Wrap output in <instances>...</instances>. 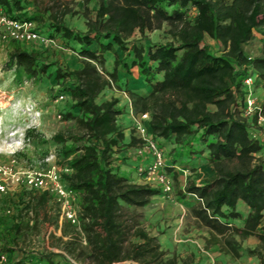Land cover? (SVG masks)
Listing matches in <instances>:
<instances>
[{
  "label": "trees",
  "instance_id": "1",
  "mask_svg": "<svg viewBox=\"0 0 264 264\" xmlns=\"http://www.w3.org/2000/svg\"><path fill=\"white\" fill-rule=\"evenodd\" d=\"M0 7L10 17L33 21L55 44L56 38L64 41L80 59L81 66L73 69L50 62L48 47L6 43L9 68L36 81L52 75L60 86L56 97L62 93L69 99L59 115L71 127L51 140L58 145L56 162L71 168L61 180L77 195L79 228L86 239L83 244L80 231L64 222L57 238L60 252L22 247L41 222L57 225L59 216L51 193L30 188L25 200L4 197L0 203V253L7 255L6 264L176 263L174 256L164 258L159 240L135 213L162 195L161 189L121 175L115 164L121 151L130 149L138 157L134 150L142 140L132 120L125 140L118 122L122 109L116 97H104L107 89L124 92L133 114L148 112L146 125L154 139L172 138L186 156L206 152L214 179L202 185L188 180L179 189V195L195 193L200 199L190 209L207 232L205 248L216 246L236 259L240 241L254 235L258 243L246 252L264 264V160L257 156L264 148L252 136L261 128L255 115L241 116L247 69L256 74L254 85L259 81L264 87V0H99L93 16L83 12L84 30L65 23V15L74 12L61 0H0ZM163 26L165 41L147 35ZM136 31L139 36L132 38ZM255 33L260 47L249 55L244 46ZM206 37L217 51L204 44ZM133 68L149 87L147 93L128 88L125 74ZM24 136L34 134L27 129ZM173 166L166 161L165 170L177 184ZM238 201L248 212L235 226L229 220L242 217Z\"/></svg>",
  "mask_w": 264,
  "mask_h": 264
},
{
  "label": "rangeland",
  "instance_id": "2",
  "mask_svg": "<svg viewBox=\"0 0 264 264\" xmlns=\"http://www.w3.org/2000/svg\"><path fill=\"white\" fill-rule=\"evenodd\" d=\"M61 2L74 12L65 15V23L74 30H84L86 16L83 15V12H86L88 16H93L99 0H87L86 4L85 0H61ZM85 6H87L86 11H84ZM166 30L167 26H163L160 30L147 32V35L154 40L165 41L169 38ZM42 33L45 32L42 31ZM138 36L139 32L136 31L132 38ZM56 39L57 44L47 48L48 60L50 62L56 61L73 69L79 68L81 63L76 49L66 47L64 41L59 38ZM210 41L211 39L206 37L204 44L212 51H217V45L212 41V43H208ZM255 49L256 42L253 41L249 43L246 51L252 55ZM8 51L9 48L6 44L0 43V164L14 159L17 167H38L42 164V159L49 153H53L55 160H57L58 145L51 140V136L57 131H65L71 127L70 121L58 116L61 110L68 107L69 99L65 97L63 100L56 101V94L60 90V86L52 75H45L41 80L36 81L26 77L14 66L9 68ZM108 59L110 63L111 57ZM52 69L53 67H50L48 70ZM134 74L137 75L136 72ZM133 78L131 77V82ZM141 90L144 93L148 92L145 89ZM131 126L132 123L129 128ZM27 129L32 130L34 134L30 139H26L24 136ZM168 140L172 142V140ZM155 141L159 145L163 144L161 149L167 163L174 159L180 169H183L179 170V174L181 175V182L186 183L192 160H188L185 151L175 143V146L172 147V144L169 141L165 142L163 138L157 137ZM201 146L202 143H198L197 148ZM131 155L133 156L126 158L125 164H122L118 169L121 175L134 179L137 174L135 166L141 163V160L140 158L136 159L133 153ZM179 184L173 180L172 198L158 195L146 206L135 209V213L139 215L137 217L139 222L151 235L157 237L161 248L165 250L164 258L174 256L175 264H183L189 259L197 260L199 258V261L205 258L198 248V243L202 245V248H205V235L201 233L204 228L197 226L190 209L195 204V199L187 194L179 195ZM29 189L22 183L13 185L6 195L0 197V203L4 197H10L15 201L19 198L25 200L30 196ZM62 223L64 221L60 222L59 217L57 225L51 220L41 222L36 230L30 232L28 237L21 241V246L26 249L34 248L38 251H44L48 248L54 251L60 250V242L57 238L60 237V225ZM189 232L192 233L190 237L197 239L198 242L183 240ZM67 238L68 235L64 239ZM191 249L194 251L192 254ZM196 249L198 250L196 251ZM207 258L210 264L211 259L216 264L214 255H207ZM219 259L222 260L221 257ZM1 264H6V262Z\"/></svg>",
  "mask_w": 264,
  "mask_h": 264
},
{
  "label": "built area",
  "instance_id": "3",
  "mask_svg": "<svg viewBox=\"0 0 264 264\" xmlns=\"http://www.w3.org/2000/svg\"><path fill=\"white\" fill-rule=\"evenodd\" d=\"M8 41L36 43L43 48L55 45L52 38L36 29L33 21L10 17L0 7V43L6 44ZM255 79L256 74L251 69H247L241 80L244 91L241 116L249 118L255 115L256 125L264 132V107L254 96ZM123 96L130 106L129 99L124 92ZM63 99L65 96L62 93L56 97V101ZM130 117L136 134L142 140V143L134 150L141 160V163L135 166L138 179L142 183L160 188L163 196L172 198L173 179L165 170L166 160L162 149L147 128L148 112L133 114L130 110ZM252 136L257 138V133L252 132ZM70 171L69 166H61L56 162L53 153L47 154L38 167H17L15 160L11 159L9 162L0 164V195L6 194L13 185L20 183L33 190H44L51 193L59 206V221L75 226L80 231V241L85 244V236L79 228L77 195L61 180V173ZM188 195L195 200H200L195 193H188ZM6 261L7 255L0 253V264ZM18 264L30 263L21 261ZM211 264H214L213 259H211Z\"/></svg>",
  "mask_w": 264,
  "mask_h": 264
},
{
  "label": "crops",
  "instance_id": "4",
  "mask_svg": "<svg viewBox=\"0 0 264 264\" xmlns=\"http://www.w3.org/2000/svg\"><path fill=\"white\" fill-rule=\"evenodd\" d=\"M260 35L258 33H255V37L249 41L245 46H244V50L246 51V48L248 47L250 42H256V49L254 50L253 54H256L258 52V49L260 47V41H259ZM212 42H214L213 40H211ZM208 42V43H212V42ZM136 72V76L135 73ZM119 77L122 76V78H124L123 74L118 75ZM127 78L126 82L128 84V88L130 89H134V90H139V89H145L147 91H149V87L146 86L143 81H142V77L140 75H138L136 68H133L131 70V75L129 74H125ZM131 77L133 78V81L131 82ZM135 82V83H133ZM110 96H114L118 99V106L119 108L122 109V112L119 114L118 116V122L120 124V126H122L123 130H124V135H125V140H128L129 137V126L131 125V117H130V106L128 105L126 98L123 96L121 91H117V90H111V89H107L105 91V98H109ZM254 96L257 98V100L264 105V87L261 86V83L259 81L256 82V84L254 85ZM257 138L260 141L262 148H264V132L262 131H258L257 132ZM172 138H170L171 140ZM169 141V140H165ZM170 144H172V147L175 146L174 142H170ZM264 150V149H262ZM130 149L126 151H121L117 154L118 159L116 160L115 164L117 165L118 168L121 167L122 164H125V160L128 157H132L133 155L129 154ZM206 152L203 151L202 153H194L191 154L189 156H187L188 160H192L191 164L189 165L190 167H192V169H190L189 174H188V180H192L195 182L196 185H202L206 182H209L211 180L214 179L215 172L211 166L210 163H208V161L206 160ZM257 156H259L260 158H262V160H264V151L260 152L257 154ZM136 159H138V157L134 156ZM125 158V159H124ZM172 160V159H171ZM170 163H172L174 166V171H176L177 173V180L178 183H180V187L183 188V186L185 185V182H181V175L179 174V170H183L180 169V167L178 166V164L174 161H170ZM134 168V167H133ZM134 180L140 182V180L138 179L137 175L136 178H134ZM160 197H164L163 195H160ZM197 201L195 200L194 203H196ZM236 210L239 211L241 213V218H237V219H230V223L235 225V226H240L242 224V219L246 216L247 212H248V208L247 206L241 202L238 201L237 205H236ZM261 224L264 225V217H262L261 220ZM202 235H205V237L207 236V232L206 230H202ZM190 234L192 233H187L185 238L183 239L184 241H190V242H198L197 239L191 238ZM65 238V236L63 237ZM181 240V239H180ZM258 243V239L256 236L254 235H250L247 238L243 239L240 241V246L238 247V251L240 253V257L236 258V259H232L230 258V256L228 254H224L222 251H220L216 246H209L207 248H202V245L200 243H198V248L202 251L201 255L203 257H205L203 260H199V258H197V260H187L186 262L184 261L183 264H210L209 260L207 258V255H214L216 258V264H257L258 263V258L254 255H250L247 254L246 250L247 249H252L254 248ZM50 249V248H48ZM51 250V249H50ZM198 249H196L197 251ZM54 251V250H51ZM57 252H60L61 250H55ZM54 251V252H55ZM194 253L193 249H191V254ZM16 257H20V254L18 252L17 255H15ZM219 257L222 258V260L219 259Z\"/></svg>",
  "mask_w": 264,
  "mask_h": 264
}]
</instances>
